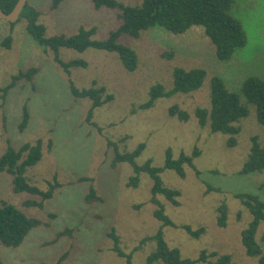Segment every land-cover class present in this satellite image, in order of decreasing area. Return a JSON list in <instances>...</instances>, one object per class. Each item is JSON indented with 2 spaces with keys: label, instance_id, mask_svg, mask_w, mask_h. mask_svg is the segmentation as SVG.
<instances>
[{
  "label": "rangeland",
  "instance_id": "1",
  "mask_svg": "<svg viewBox=\"0 0 264 264\" xmlns=\"http://www.w3.org/2000/svg\"><path fill=\"white\" fill-rule=\"evenodd\" d=\"M118 1L140 6L144 0ZM52 4L53 0H28V5L41 13L40 22L46 26L49 37H70L81 28H96L93 39L102 41L119 27L115 11L97 10L91 0H64L55 10ZM237 5L236 16L244 24L248 43L231 61L217 58L215 47L202 27L181 35L157 27L145 32L139 40L129 37L121 40L139 55L135 72H128L115 53L94 48L85 52L62 49L60 57L64 62L88 63L87 68H73L68 73L55 62L52 53L29 35L27 12L15 24L0 20V89L19 72L40 70L31 82L21 81L11 89L0 108V160L9 146L19 149L41 139L43 159L25 176L42 191H47L49 182L55 178L61 184L43 208L26 207L25 202L41 201V197L15 193L13 177L0 172V206L13 205L42 222L20 247L9 249L0 244L2 264H55L65 254L61 264H127V259L113 251L114 241L108 236L113 228L121 239L122 250L133 253V264L145 263L152 244L137 251L136 248L144 238L156 233L162 223L154 215L157 206L151 202L150 176L143 173L138 187H128L134 175L132 166L112 165L115 150L109 147V142L119 143L126 137L125 142L119 143L121 152H133L146 144L137 159L140 166L151 160L155 167L164 168L168 149L175 159L180 152L192 155L195 146L201 152L194 160L195 169L185 168V178L172 170L161 173L167 186L181 192L179 207L159 197L166 215L178 226L205 230L195 239L182 229L165 227L170 247L178 248L184 258L193 260L208 251L229 255L234 264H259L258 259L246 254L242 244V232L253 216L235 194L251 193L264 201V173L241 175L250 154L251 138L259 136L263 142L264 128L257 121L255 108L250 107V115L241 122L237 146L229 148V135L212 133L209 126L202 128L194 116L196 108L210 106L213 77L222 78L235 92L249 76L264 78V0H238ZM8 36L13 38L9 49L2 46ZM164 52L175 55L163 57ZM176 68L204 69L208 76L203 87L189 95L159 99L154 107L140 109L150 99L153 86L171 87ZM71 85L79 90L104 87L114 98L96 108L88 123L93 102L75 98ZM1 95L0 92V105ZM176 104L189 112V121H180L169 114V108ZM25 107L30 121L26 130L20 132ZM207 185L222 192L206 194ZM91 192L101 201H88ZM223 203L228 206V220L226 226L220 227L217 211ZM66 230L72 234L58 238ZM263 233L261 225L258 242Z\"/></svg>",
  "mask_w": 264,
  "mask_h": 264
},
{
  "label": "trees",
  "instance_id": "2",
  "mask_svg": "<svg viewBox=\"0 0 264 264\" xmlns=\"http://www.w3.org/2000/svg\"><path fill=\"white\" fill-rule=\"evenodd\" d=\"M19 0H0V7L4 13L9 14ZM64 0H53L52 9H57ZM94 7L99 10L108 8L117 14L119 27L110 32L107 39L96 41L93 39L97 29L81 28L74 36L57 35L47 36V29L40 22L41 13L28 4L24 8L21 17L27 12V32L33 40L44 47L47 52L54 55V60L66 72L73 68H87L88 63L83 60L64 62L60 57V50L71 49L78 52H85L89 48L115 53L121 60L124 68L128 72H135L138 69L140 58L135 49L121 43L123 37L132 40H139L142 35L154 28H163L168 32L181 35L194 27L204 28L205 35L215 47L216 56L220 61H231L240 49L246 47L248 35L241 19L236 16L238 0H144L140 6H131L118 0H91ZM20 17V18H21ZM20 19L17 21L19 22ZM16 22V23H17ZM15 24V23H12ZM12 36H8L2 42L5 48H11ZM172 54L171 56H169ZM163 57H174L175 52H164ZM40 72L38 68H30L26 72H19L14 75L10 83L1 88L2 108L6 97L21 81L31 82ZM204 69H184L176 68L173 71V81L170 88L162 84H157L151 88L150 99L139 108L146 110L154 107L157 100L162 98H172L178 94L189 95L200 90L207 78ZM71 93L75 98H87L93 102L89 112L87 122L91 123L93 112L96 108L103 106L113 100V96L108 94L104 87L93 86L89 89L79 90L71 85ZM250 107L256 110L258 123L264 128V78L256 75L245 79L238 91H232L226 82L220 77H213L210 81V106L208 108L198 107L194 111V116L202 128L210 127L212 133L229 135L227 145L229 148L237 146V137L242 131L241 122L250 115ZM169 114L180 121L187 122L191 115L189 112L174 105L169 108ZM30 115L27 107L24 108L23 119L19 125V131L24 132L29 125ZM128 139L122 138L119 143ZM119 143L109 142V147L114 148L115 155L113 166L120 163H128L134 170V175L128 182V187L136 188L140 184L141 174L146 173L152 180V204L157 206L154 215L162 223L161 228L153 235L144 238L137 250L148 244H152V249L145 258L144 264H234L229 255H218L215 252L203 251L200 256L193 260L184 258L178 248H172L166 241L164 228L173 227L186 231L189 236L199 239L205 232L204 228L193 230L188 225H176L165 213L164 206L160 203L162 196L166 201L175 207H179L181 192L167 186L161 177L165 170H172L181 178L186 177V167L195 169L194 160L201 155L200 150L195 146L192 155L180 152L177 159L174 158L171 149L166 152V162L164 168H158L150 160L143 166L138 165L137 159L146 148V144H141L133 152H121ZM251 150L249 157L244 164L241 175L254 173H264V141L259 136L251 138ZM43 140L35 143H26L19 149L11 146L0 160V172H5L13 177V190L15 193H29L41 197V201H27L26 207L43 208L44 202L51 199L55 190L61 188V184L55 178L49 182L47 191H42L25 176L26 172L43 159ZM53 146L52 141L48 143V148ZM197 172V171H196ZM198 176L200 173L197 172ZM81 179L80 181H85ZM206 194L211 192H222L219 188L207 185ZM235 198L242 201L243 205L249 209L253 220L249 227L242 232V244L246 254L254 259H258L259 264H264V233L257 241V235L261 225H264V201L257 195L251 193L235 194ZM88 201H101L99 197L91 192L87 196ZM218 224L224 227L228 220V206L223 203L218 208ZM38 219L28 217L17 207L2 203L0 206V244L9 249L20 247L29 233L41 226ZM72 231L66 230L58 234V238L71 235ZM109 238L114 241L113 251L121 258L127 259V264H133V253L126 254L120 247L121 239L113 228ZM67 254L63 255L57 263L61 264ZM2 264V262H0Z\"/></svg>",
  "mask_w": 264,
  "mask_h": 264
},
{
  "label": "water",
  "instance_id": "3",
  "mask_svg": "<svg viewBox=\"0 0 264 264\" xmlns=\"http://www.w3.org/2000/svg\"><path fill=\"white\" fill-rule=\"evenodd\" d=\"M27 4L28 0H19L15 8L9 14L4 13L0 7V20H6L10 23H16L20 19L22 12Z\"/></svg>",
  "mask_w": 264,
  "mask_h": 264
}]
</instances>
